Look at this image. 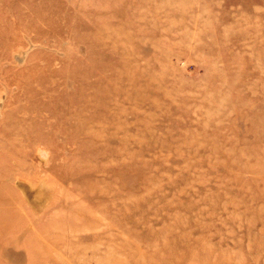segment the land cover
<instances>
[{
	"label": "rangeland",
	"instance_id": "rangeland-1",
	"mask_svg": "<svg viewBox=\"0 0 264 264\" xmlns=\"http://www.w3.org/2000/svg\"><path fill=\"white\" fill-rule=\"evenodd\" d=\"M0 264H264V0H0Z\"/></svg>",
	"mask_w": 264,
	"mask_h": 264
}]
</instances>
